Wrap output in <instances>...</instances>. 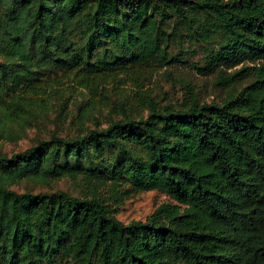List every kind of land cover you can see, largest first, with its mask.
Returning a JSON list of instances; mask_svg holds the SVG:
<instances>
[{
    "label": "trees",
    "instance_id": "1",
    "mask_svg": "<svg viewBox=\"0 0 264 264\" xmlns=\"http://www.w3.org/2000/svg\"><path fill=\"white\" fill-rule=\"evenodd\" d=\"M179 66L216 73L227 94L207 101L187 83L177 104L146 89L140 113L122 102L106 126L0 151V264H264V0H0L9 121L24 126L35 99L60 95L56 74L144 90L150 69ZM62 175L113 185L112 202L16 187ZM153 189L173 201L116 215Z\"/></svg>",
    "mask_w": 264,
    "mask_h": 264
},
{
    "label": "rangeland",
    "instance_id": "2",
    "mask_svg": "<svg viewBox=\"0 0 264 264\" xmlns=\"http://www.w3.org/2000/svg\"><path fill=\"white\" fill-rule=\"evenodd\" d=\"M240 66L241 64L237 67ZM150 72L152 75L149 80L146 79L144 90L137 89L129 80L118 79L103 81L98 88L92 90L81 87L71 75H53L49 82L52 86L61 88V93L43 94L39 97L43 100L35 99V113L31 115L30 122L25 124L24 121L23 126L0 117V151L11 153L25 149L38 140L49 138L53 132L62 136H73L88 127L106 126L112 116L116 118V114L121 113L122 102H125L128 109L140 113L143 100L140 95L146 89L151 90L153 95L162 97L164 102L174 101L177 104L188 96L187 83L199 93L201 99L207 101L220 100L228 91L227 87L216 84V73L199 74L189 66H179L171 70L173 75L166 73L165 68L150 69ZM245 83L246 81H242L237 86L242 87ZM147 92L149 91L144 93ZM113 110L118 113H113ZM16 187L19 190L31 188L35 191L65 189L79 196L94 190L111 202L114 195L113 185L100 183L92 187L81 175L76 178L62 175L49 184L23 181ZM171 201V197L159 189L140 191L124 198L116 215L125 222L146 219L159 205Z\"/></svg>",
    "mask_w": 264,
    "mask_h": 264
}]
</instances>
